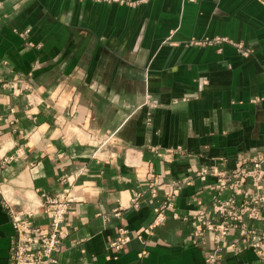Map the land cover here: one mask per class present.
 <instances>
[{"label":"crops","instance_id":"0c3cea01","mask_svg":"<svg viewBox=\"0 0 264 264\" xmlns=\"http://www.w3.org/2000/svg\"><path fill=\"white\" fill-rule=\"evenodd\" d=\"M0 116V264L10 208L70 186L58 264H264L231 248L246 229L217 242L198 219L219 174L264 147L260 0H0Z\"/></svg>","mask_w":264,"mask_h":264},{"label":"built area","instance_id":"2783aa9c","mask_svg":"<svg viewBox=\"0 0 264 264\" xmlns=\"http://www.w3.org/2000/svg\"><path fill=\"white\" fill-rule=\"evenodd\" d=\"M260 1L264 4V0ZM225 42L229 40L215 38L202 44L218 45ZM234 45L243 55L250 53V50L241 44ZM145 105L154 109L157 107V101L148 97ZM148 116V124H151L152 113L150 112ZM208 173L210 172L207 170L201 172ZM218 177L214 185L216 193L212 211H203L199 214L200 224L204 230L214 235L217 242L230 236L234 229H246L245 237L239 242H233L231 248L239 251L241 244L244 248H253L262 253L264 232L252 225L262 220L264 213V147L250 159L242 158L233 170L220 173ZM42 197L44 202L36 211L35 209L15 211L11 208L9 210L15 231L10 247L12 264H58V255L62 253L63 244L70 235L68 216L76 200L71 186L54 197L47 195ZM40 214L45 215L48 220L46 227L36 220V215ZM161 220H164L162 213L157 217V221ZM129 241L128 230L120 228L116 238L110 242V249L120 253ZM210 261H214L213 256Z\"/></svg>","mask_w":264,"mask_h":264}]
</instances>
